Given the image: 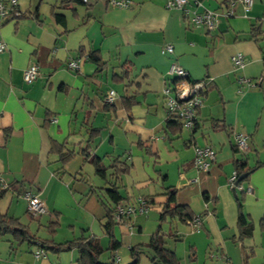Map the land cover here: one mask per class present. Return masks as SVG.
<instances>
[{
    "label": "crops",
    "instance_id": "1",
    "mask_svg": "<svg viewBox=\"0 0 264 264\" xmlns=\"http://www.w3.org/2000/svg\"><path fill=\"white\" fill-rule=\"evenodd\" d=\"M165 1L129 0L126 9H112L109 0L86 5L16 0L19 15L0 24V42L5 44L0 51V180L13 183L0 199V213L18 218L39 239L60 243L92 235L106 247L101 199L106 202L102 191L108 184L85 164L82 152L88 148L87 158L97 156L105 165L118 158L129 165L117 182L125 198L121 203L136 197L152 200L147 213L114 227L121 246L104 252L102 261H130V246L149 240L165 189L175 187L176 203L200 214L202 221L198 231L187 222L163 225L174 236L168 245L180 262L183 256L194 264H264V166L242 181V190L228 184L234 158H244L248 167L264 163V25L257 36L251 34V25L264 20V0H253L246 15L236 1L234 15L218 16L212 31L188 24ZM229 1L201 0L199 10L223 12ZM166 44L173 45L171 55L161 53ZM237 52L246 62L242 70L230 60ZM89 53L100 58L101 66L88 59ZM173 59L191 80H208L194 129L165 126L161 92ZM69 60H78V69L68 68ZM30 64L39 73L27 84L22 74ZM240 76L257 80L256 87L240 86ZM110 90L115 92L112 106L105 101ZM126 95L137 103L126 108ZM215 121L224 127L213 128ZM236 133L247 136L245 155L234 153ZM51 142L65 143L76 155L62 165L50 152ZM207 144L215 158L207 171L195 170L194 146ZM26 191L42 199L45 214L28 215L21 196ZM234 191L244 192L243 210L254 226L243 241L238 240ZM53 220L58 227L51 237L46 226ZM35 248L10 247L9 237L2 236L0 264H77L76 249L46 251L37 258ZM139 264L152 263L142 254Z\"/></svg>",
    "mask_w": 264,
    "mask_h": 264
},
{
    "label": "trees",
    "instance_id": "2",
    "mask_svg": "<svg viewBox=\"0 0 264 264\" xmlns=\"http://www.w3.org/2000/svg\"><path fill=\"white\" fill-rule=\"evenodd\" d=\"M14 16L15 15H13V12H10V14L5 19H3L0 24L4 23L5 21H8ZM261 24L264 25L263 19H259L255 24L251 25V34L253 37L258 35ZM87 57L89 60L96 63V65L101 66V60L96 54L89 53ZM206 89L207 88H205L203 92L204 96ZM123 102L126 108H129L130 106L137 103V101L134 99V96L128 95L123 97ZM108 104L112 106L113 102H106V105ZM180 125L181 124L176 119L166 116V128L176 127ZM195 126L192 129H194ZM223 127L224 126L220 124V122H213V128ZM138 146L144 148L146 153L152 154L151 148L149 146L141 142H138ZM87 150L88 148H84V152H82L86 154V163L91 164L94 168L95 174L109 185L103 187V196L105 197L107 203L103 202V200L101 199V203L105 210V221L102 222L101 228L103 230V233L107 236V246L103 247L100 244V241L92 235H80L77 238H73L71 240H67L65 242L60 243L55 242L52 238L39 239L34 234H30L27 229V226L22 224L18 218L0 213V237L5 235L8 236L10 247L13 244H35L36 248H42L45 253L46 251L61 252L76 249L78 253L76 261L77 264H119L117 258L110 257V260L108 262H104L102 261L101 257L104 252L116 251L121 246V243L114 237L113 229L116 225L128 224L130 220V217L122 218L121 222H117L114 219L115 206L125 199L118 192L117 182L120 180V177L123 174L129 171V165L124 161H119L118 158H115L109 165H105L97 156L87 158ZM233 150L234 153L238 152V149L235 145H233ZM50 152L57 155V160L62 165L70 161L76 155L75 150L68 148L65 143L60 144L56 142H51ZM233 165L235 169L234 171L237 173V184L240 185L242 181L247 180L250 173L254 169L260 166H264V163L258 162L253 167H248L244 158H234ZM245 173L247 174L246 177L243 180L238 181V178ZM109 178H111L112 180H110ZM12 185L13 183H7L6 187H2L0 183V199L4 197L5 193L9 190V188L12 187ZM234 194L238 206V240L243 241L244 239L250 238L252 236L254 226L249 215L246 214L243 210L244 192L241 191L239 194H237L234 191ZM164 195L166 198L165 201L161 204L156 230L151 234L147 242L138 243L130 246L128 255L130 261L127 264H139L140 256L142 254L146 255L152 264H179V259L176 256V253L168 245L169 238H173L174 236L167 235L163 231L162 227L165 223H186L188 221H192L194 216L200 217L201 220V216L200 214H194L188 206L179 205L176 203L175 187H167L165 189ZM144 200L148 203L149 206L150 203H152V200L149 198H146ZM57 227L58 223L56 220L50 221L47 224L46 228L51 237L54 236ZM260 228L264 230V218L260 221Z\"/></svg>",
    "mask_w": 264,
    "mask_h": 264
},
{
    "label": "built area",
    "instance_id": "3",
    "mask_svg": "<svg viewBox=\"0 0 264 264\" xmlns=\"http://www.w3.org/2000/svg\"><path fill=\"white\" fill-rule=\"evenodd\" d=\"M0 0V20L5 19L10 12L13 15H19L16 11V0ZM82 4H88L91 0H76ZM236 1L241 5L244 15H246L253 4V0H230L223 12L203 8L201 1L198 0H166L165 6L168 9H177L181 11L184 19L190 25H202L207 31H212L217 26L218 16L226 18L234 15V5ZM112 9H126L130 2L129 0H109ZM15 10V11H14ZM5 49V44L0 42V51ZM162 54L171 55L173 53V45L166 44L161 49ZM233 67L236 70H242L245 66V59L242 53H235L230 57ZM78 60H69L67 66L70 69H78ZM39 69L36 64H30L23 70L22 79L25 83L33 82L38 76ZM260 81V78H259ZM240 86L247 88L256 87L257 80L247 78L245 76L238 77L237 80ZM208 84L207 79L193 81L189 78L188 72L179 65L177 60L173 59L170 63L167 78L162 88V95L166 110V116L176 119L182 127L192 129L198 117V109L200 108L204 95L203 92ZM115 92L110 90L106 96V102L112 103L114 101ZM235 146L242 154H247L248 144L247 136L243 133H236L234 135ZM215 158V150L210 145H195L193 168L198 171H207L211 162ZM1 186L6 187V183L0 180ZM230 188H238L242 190V186L237 184V173L234 171L228 178ZM22 198L26 201V210L29 216L37 218L47 212L42 199L35 193L30 191L23 192ZM148 203L142 197H136L126 203H119L115 206L114 219L121 222L122 218L131 217L135 214H145L149 210ZM192 230L198 231L201 226L200 217L194 216L192 221L187 222ZM33 255L37 258L45 257L46 253L42 248H36ZM213 255V254H212ZM211 255V256H212ZM53 264H61L54 262Z\"/></svg>",
    "mask_w": 264,
    "mask_h": 264
},
{
    "label": "rangeland",
    "instance_id": "4",
    "mask_svg": "<svg viewBox=\"0 0 264 264\" xmlns=\"http://www.w3.org/2000/svg\"><path fill=\"white\" fill-rule=\"evenodd\" d=\"M264 11V10H263ZM263 13V12H262ZM85 164H89V163H85ZM90 166H88V168L91 170V164H89ZM102 195H103V191H102ZM19 201L20 202H22V200L21 199H19ZM34 218V217H33ZM32 231V230H31ZM96 231V230H95ZM95 233H97V232H95ZM96 235H98V234H96ZM96 237V236H95ZM97 238V237H96ZM179 262H180V260H179ZM195 262L193 261H188V259L185 261L184 260V258H183V256H182V261L179 263V264H194Z\"/></svg>",
    "mask_w": 264,
    "mask_h": 264
},
{
    "label": "water",
    "instance_id": "5",
    "mask_svg": "<svg viewBox=\"0 0 264 264\" xmlns=\"http://www.w3.org/2000/svg\"><path fill=\"white\" fill-rule=\"evenodd\" d=\"M246 173L245 174H243V175H241L239 178H238V181H241V180H243L245 177H246Z\"/></svg>",
    "mask_w": 264,
    "mask_h": 264
}]
</instances>
